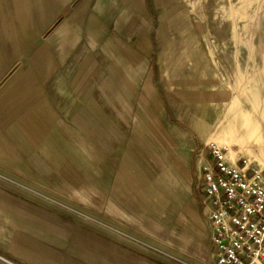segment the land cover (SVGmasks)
I'll use <instances>...</instances> for the list:
<instances>
[{
	"label": "rangeland",
	"instance_id": "rangeland-1",
	"mask_svg": "<svg viewBox=\"0 0 264 264\" xmlns=\"http://www.w3.org/2000/svg\"><path fill=\"white\" fill-rule=\"evenodd\" d=\"M134 1L91 0L90 26L76 25L73 47L60 35L58 51H52L46 42L53 30L47 31L42 61L52 75L37 78L35 89L38 100L44 97L52 110V129L58 130L54 125L59 121L64 137L62 125L72 124L83 103L91 101L110 121L108 128L116 130L107 128V136L118 160L136 156L138 149L127 152L128 142L143 112L152 110L156 132L183 155L176 210L158 215L145 209L135 216L137 223L116 217L113 201L130 210L124 195L115 191L114 157L92 160L77 145L85 157L76 167L80 181H66L56 169L40 174L29 161L19 168L0 161V264H215L203 175L213 151L227 150L209 137L219 121L226 123L227 106L232 101L242 104L245 92L256 91L253 102L264 105V0H174L170 7V0H140L132 9ZM164 25L169 31L160 35ZM169 33L172 41L166 48L163 36ZM193 60L203 65L202 74L194 73ZM111 77L120 84V100L108 86ZM193 82L199 100L205 89L225 93L221 106L207 105L211 113L201 122L198 101L185 98L180 89ZM1 96L0 108L6 104V94ZM146 135L150 148L164 153ZM143 152L153 156L151 150ZM238 161L249 174L264 179V168L256 162L245 157ZM75 184L82 185L81 192L72 190ZM153 204L159 209L169 206L166 200Z\"/></svg>",
	"mask_w": 264,
	"mask_h": 264
},
{
	"label": "crops",
	"instance_id": "crops-1",
	"mask_svg": "<svg viewBox=\"0 0 264 264\" xmlns=\"http://www.w3.org/2000/svg\"><path fill=\"white\" fill-rule=\"evenodd\" d=\"M91 12V0H81L77 5L76 0H0V97L6 94V104L0 108V161L9 162L16 168L29 161L40 174L56 169L66 181L75 182L82 179L76 167L82 166L85 157L92 160L102 156L108 159L114 157L113 161L117 165L114 172L115 191L123 193L124 203L130 211L125 210L136 217H140L149 208L158 215H161V211L168 215L167 209L171 213L180 202L183 157L174 151L165 157L162 151L157 150H152L153 156L149 157L143 152L146 150L137 147L131 136L126 150L129 153L134 148L138 149V153L135 157L126 155L118 160L117 153L108 143L112 141L107 136L110 121L91 101L83 103L72 124L62 125L64 137L60 135L59 121L56 120L54 125L58 130L54 132L52 129L55 119L52 120V110L46 99L43 97L38 100L36 79L52 75L44 68L42 61L44 34L53 30L46 42L52 51L54 47L55 52L58 51L60 35L65 38L64 44L67 47H73L76 25L83 29L90 26ZM76 16L79 19L77 22ZM21 63L23 67H19ZM118 83L111 77V84L108 85L116 97L120 94ZM20 93L27 95L22 96ZM130 100L134 101L133 94ZM35 102H39L37 106ZM112 132L116 134V130ZM76 145L84 151L85 157L79 155ZM171 158L179 172L173 170L169 163ZM11 172L21 173L26 170L12 169ZM162 200H166L169 206L161 209L153 206V203ZM46 252L49 253L48 250Z\"/></svg>",
	"mask_w": 264,
	"mask_h": 264
},
{
	"label": "built area",
	"instance_id": "built-area-1",
	"mask_svg": "<svg viewBox=\"0 0 264 264\" xmlns=\"http://www.w3.org/2000/svg\"><path fill=\"white\" fill-rule=\"evenodd\" d=\"M203 175L215 264H264V179L222 151Z\"/></svg>",
	"mask_w": 264,
	"mask_h": 264
},
{
	"label": "bare ground",
	"instance_id": "bare-ground-1",
	"mask_svg": "<svg viewBox=\"0 0 264 264\" xmlns=\"http://www.w3.org/2000/svg\"><path fill=\"white\" fill-rule=\"evenodd\" d=\"M173 1L174 0H170L169 7H170V5H171V3ZM140 3H141L140 0H135L133 2L132 9H134L135 7H136L135 9H137L140 6ZM165 25H166V22H165ZM165 25L162 26L159 29V34L160 35H163L165 33L167 34V32L169 31L167 27H171V24L166 25L167 27ZM163 40L165 41V47L168 48L167 45H169V43L172 41V35L170 34V35L163 36ZM191 52H192V50L190 51V54L192 55ZM204 53H203V55H204ZM189 58L191 59L192 56H190ZM192 64H193L192 69L194 70V73L195 72H198V73H201L202 74V72L205 71V69L202 68L203 65L201 66V64L197 60H193V63ZM211 73H213V72H211ZM185 77H187V76H185ZM185 77L182 78V80H181L182 82H185V80L187 79ZM180 89H181L182 95L185 98H189L190 101H194L195 99L198 101L197 106H199V112L201 111V114H199V116H198L200 122L203 120V118H204V116L206 114L209 115L211 113V109H209V107L207 106V105L210 104V102L211 103L212 102L215 103V105H217V106L218 105L221 106L223 104L224 100H225V93L224 92H210V91H208L206 89L203 90V92H202L203 93V98L201 100H199L198 97H197L198 96V90H199L198 89V84L195 83V82L190 83V84L188 83L187 85L186 84L181 85L180 86ZM211 89H209V90H211ZM255 92L256 91H248V92H245L244 93L245 96H244V100H243V103L242 104H241V102H238L237 104H235L232 101L227 106V109H226V111H227L226 120L224 121V123L225 122L226 123L223 124V121H219V124L220 125L215 129V133L213 134V136L209 137V141L214 142L215 145L217 147H219V149L220 148H225L227 150L226 156L228 158L232 159L234 162L238 161L242 157H245V158L248 159L249 162H252V161L253 162H256L259 165V168H264V133H263V131H264V105L261 102H259V103H256V101H255V103L253 102V97H254ZM255 99H257V98H255ZM259 100L260 99H258V101ZM244 104L245 105L247 104L249 106V109L250 110L249 109L248 110H245L243 108V105ZM215 105H214V107L216 108ZM35 106H36V104H35ZM217 109L218 108H216V111H217ZM29 111L31 113V110H29ZM195 113H196L195 115H197L198 111H196ZM252 113H254L253 116H252ZM43 116H45V115H43ZM137 125L138 126L135 127V130H136L137 133L136 132H133V138L135 139V143H137L136 144L137 147L140 146L144 150H151L152 151V148H150L149 139L147 138V135H146V134H148V135H151L153 137V139L155 140V143L158 142V144L163 147V149H164L163 156L168 157V155H169L170 152H169L168 149H166V147H170V148H172V151H174L180 157H183L182 152L180 151V148L177 145L171 144V143L167 144L166 143L167 139L165 138V136L164 135H161V134H158L156 132V127H157L158 124L153 121L152 110H150V109L145 110V112H143V117L141 116L140 122L137 123ZM198 130H199V128H198ZM177 132H178V136L179 137L184 135V133L181 130H179L178 128H177ZM35 144H36V142H35ZM234 145H236L237 148H235ZM254 149L257 150V154L255 153L256 150H254ZM181 161H180V163H181ZM202 161H203V158L200 157L199 158V163H201ZM249 162H247V163H249ZM169 163L173 167V170L176 169L178 171V166L176 164H174V159L173 158L170 159V162ZM137 170H139V169H137ZM124 183H125V181H124ZM73 186H71V188H72V190L74 192H76V193L81 192L82 185H76L75 184ZM128 202H130V201H128ZM111 204H112V209L114 211V215H117L118 217L123 218V219H125V220H127L129 222H134V223L139 222V220L134 215L128 213L125 209H123L115 201H113Z\"/></svg>",
	"mask_w": 264,
	"mask_h": 264
}]
</instances>
